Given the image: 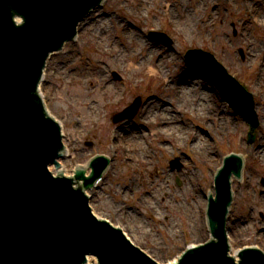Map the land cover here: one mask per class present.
I'll use <instances>...</instances> for the list:
<instances>
[{
	"label": "rangeland",
	"instance_id": "374dc122",
	"mask_svg": "<svg viewBox=\"0 0 264 264\" xmlns=\"http://www.w3.org/2000/svg\"><path fill=\"white\" fill-rule=\"evenodd\" d=\"M148 3L145 7L140 0L107 1L104 10L96 11L98 23L89 21L87 24L86 20L78 41L68 44L60 55L53 57L48 76L51 81L42 88L50 111L65 126L68 148L74 149L70 153L73 158L65 165L68 170L76 165H85L90 156L83 159V152H92V156L108 155L111 149H115L116 157L105 182L107 186L94 192L98 197L94 199L93 206L97 211L94 204L98 201L102 207L97 212L108 219L114 218V209L122 204L131 206V213L137 215L144 225L139 224L138 228L128 216L126 221L131 227V231H127L128 237L155 260L164 263L178 255L185 245L208 238L203 196L211 191L210 173L219 167L227 153L242 154L245 157L243 182L234 184L235 198L228 222V236L234 248L257 245L264 249V238L260 237L264 231V152L260 154L257 151L258 147L264 150V77H261L264 76V67L256 65L257 61H262L259 53L264 48V0H148ZM246 6L250 9H245ZM186 16L193 20L191 34L188 32L190 26L180 33L170 24L178 22L181 26ZM204 24L208 26L206 29ZM132 25L140 28V32L160 31L174 41L173 50L169 52L165 45L157 43L162 52L152 62L160 66L161 74L151 76L146 65L142 73L128 71L129 66L140 65L148 59L145 53H139L133 46L134 56L125 51L132 43L124 32ZM188 36L190 40H198V45L189 48ZM143 39L148 41L145 37ZM187 49L214 56L230 75L254 93L261 133L253 145H246V139H243L247 132L245 124L232 112L215 87L205 80L206 76L197 68L185 65L183 56ZM239 50L245 54V60L239 58ZM250 50H255L256 54L248 56ZM110 52L113 53L108 56L106 53ZM115 54L120 64L118 67L113 66ZM188 68L194 74L195 91L198 97L203 98L200 104L212 102L218 109L208 110L210 113L205 121L197 118L202 112V117H205V111L196 110L197 102L194 104L181 98L175 100L174 96L179 97V93H173L172 85L168 86V78L173 83L179 73ZM111 72H116L120 80H114ZM163 73L166 74L163 76ZM100 75L109 85L110 95L102 96L94 88ZM76 79L85 81L88 90H95L96 95L90 98L92 103L86 106L97 108L98 115L88 110L83 114L81 107L69 100L71 95L65 91V84L69 82V89L75 92ZM98 86L102 88L104 85ZM136 97H141L143 102L139 116L137 114L124 125L112 124V116ZM106 102L112 104L106 106ZM148 102L157 106V112L164 105L162 107L172 112L176 122H160L151 115H144L147 110L144 105ZM189 110L194 118L183 113ZM77 116L84 122L72 128L66 125L69 119ZM96 121L100 122L99 126H94ZM169 124L175 126L170 127ZM181 127H189L190 132H177ZM86 130L94 131L86 136ZM160 130L164 131L165 137L158 135ZM132 133L141 139L131 142L128 136ZM198 138L210 144V152L195 147ZM85 144L91 145L87 147ZM176 157L183 167L180 172H171L168 165ZM182 200L191 205L194 201V205L184 210ZM124 216H127L125 212L119 214L120 218ZM188 219L196 223L192 231L187 226Z\"/></svg>",
	"mask_w": 264,
	"mask_h": 264
},
{
	"label": "water",
	"instance_id": "95a60500",
	"mask_svg": "<svg viewBox=\"0 0 264 264\" xmlns=\"http://www.w3.org/2000/svg\"><path fill=\"white\" fill-rule=\"evenodd\" d=\"M41 1L48 5L51 3V0ZM56 1H59L55 3L61 15L72 6L71 0ZM11 151L8 148L0 150V157L3 158L0 163V264H79L87 253L97 255L102 264H153L129 247L119 232L112 231L104 223L95 222L88 226L87 232L76 233V228H69L71 224L66 222V213L59 205L47 206L50 210L48 214L40 203V178L33 180L26 177L27 172L36 174L33 169H10L12 158H16ZM18 158L23 162L21 156ZM30 181L33 187H30ZM46 189L53 188L47 186ZM217 191L221 193L219 187ZM19 210L22 211L14 214L18 222H3L1 211L9 214ZM209 216L211 234L218 239V243L212 240L206 246L190 249L179 264H232L225 262L227 246L212 222L215 215L210 212ZM255 254L246 260L248 264H251L250 260L256 264L257 259V264H264L263 257Z\"/></svg>",
	"mask_w": 264,
	"mask_h": 264
},
{
	"label": "bare ground",
	"instance_id": "6f19581e",
	"mask_svg": "<svg viewBox=\"0 0 264 264\" xmlns=\"http://www.w3.org/2000/svg\"><path fill=\"white\" fill-rule=\"evenodd\" d=\"M140 1L145 7H147L149 5L148 0H140ZM186 26H190L191 28L188 30V32H192V28H194V24H193V20L191 19L190 16H186L185 18H183V24L181 25V28L179 29L180 33H183L184 28H186ZM91 27H92V29H94V26H91ZM203 27H207V26L204 24ZM135 31H136V28L130 27V30L128 29L124 32L126 39L132 43L131 46L126 47L125 51H126V53H129L132 56H134L136 53H133L134 52L133 48H136V50L139 53L140 52L145 53V55L148 57V59H147V61L142 62L140 65L129 66L128 71L131 73L133 71H137V72L142 73L144 71L143 66L146 65L149 67V71H150L149 73L152 74L151 76L161 74L160 66H158L157 64H154L152 61H153V58L160 56L162 49L156 45H153L149 42H146V40L143 39L142 34L138 31H136L137 32V34H136ZM187 40H188V42H187L188 45H191V46L195 45L196 40L194 42H192L193 39L190 40L189 36L187 37ZM132 46H133V48H132ZM260 52H261V50H260ZM112 53L113 52L106 53V54L108 56H111ZM120 54H122V53H119V55ZM253 54H256L255 50L248 51V56H251ZM116 56H117V54H115L113 56V59L115 58L114 59L115 62L113 63V66L118 67L120 64H119ZM189 70L190 69H187L186 71H181L179 73L177 79H175L174 82L172 83V86L170 89L173 93L174 92L177 94L179 93L178 94L179 97L174 96L175 100L178 98H181L185 101H191L194 104H195V102H197V104H195L196 110L205 111V118H206V115H209V113H210V111H208V110H212V111L216 110L217 111L218 109H216V107L214 106V104L212 102H205V104H203L201 102L202 104H200V101L203 98L198 97V94L196 93L197 91H195V90H197V88L194 87L195 86V83H194L195 79L193 77L194 74H193V71H189ZM165 74L166 73H163V76ZM168 80H169V78L167 79V81ZM75 83L77 85L73 89V90H76L75 92H73L69 89L70 88L69 82L65 84V91L71 95L69 100L73 101V105L81 107L80 110L83 112V114L87 113V110H88L89 112L93 111L95 114L98 115L99 111L97 110V108H95V107L92 108L91 106H86V105H90L92 103L90 101V98H91V95L92 96L96 95L95 90H88L85 86V84H86L85 81H81V80L76 79ZM101 84L104 85L102 88H100L98 86ZM95 86L96 87H94V88H96L98 92L102 93L103 94L102 96H105L106 94H108V95L111 94V89H110L109 85H107L105 83L104 77L102 75H100L98 82H97V85H95ZM189 97L191 98V100H187V98H189ZM85 99H86V101H84ZM65 101H68V100L66 99ZM111 104H112V102H106V106L111 105ZM83 106H86L87 108L83 107ZM162 106H164V105H162ZM162 106H161V109L159 110V112H157V106L153 103H149V106L147 108V112H148V114L150 112L151 117H153L155 120H158V121L160 120V122H166V121L176 122L175 117L173 116V114H171L172 112L168 111L166 108H164ZM189 111L192 112L191 110H189ZM202 114H203V112H202ZM202 114H201V116H202ZM201 116H200V118H201ZM82 120L83 119L81 117L77 116V117H75V119H73V121L71 119L69 121V123L72 126V125L80 124L81 122L83 123L84 120L83 121ZM169 126L171 127V126H175V125L169 124ZM181 131H186V132L189 131L190 132L189 127H186L184 129L181 127V130H177V132H181ZM158 135H162L165 137V133L163 130H160ZM128 138L131 142H138L141 139L140 137L135 136L134 133H132L130 136H128ZM195 142H196L195 147L197 149L202 150V151H206L207 153L211 151L210 144L206 143L202 138H198ZM128 147L131 150L130 145ZM70 158L72 159L73 156H70ZM192 205H194V201H193ZM192 205L188 204L186 201H181V207L184 210H187V208H190V206H192ZM192 215H195V214H192ZM130 218H131V222L133 223V225L135 224L137 227L139 226V224L141 226L144 225L142 220L138 219V217L136 215L131 214ZM187 226L189 227V231H192L195 228L194 226H196V223H193V221L191 219H188L187 220ZM138 228H140V227H138ZM172 235L175 236L174 233ZM260 237L264 238V231L260 234ZM234 253L235 252L232 251V254H234Z\"/></svg>",
	"mask_w": 264,
	"mask_h": 264
}]
</instances>
